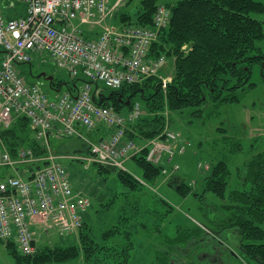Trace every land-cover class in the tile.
Returning a JSON list of instances; mask_svg holds the SVG:
<instances>
[{
    "label": "built area",
    "instance_id": "2783aa9c",
    "mask_svg": "<svg viewBox=\"0 0 264 264\" xmlns=\"http://www.w3.org/2000/svg\"><path fill=\"white\" fill-rule=\"evenodd\" d=\"M20 1L26 6L24 16L8 18L0 6V130L26 117L45 147L50 136L58 140L77 137L87 142L90 154L73 160L88 167L97 164L126 171L127 162L143 150L126 137L127 127L139 119L141 108L136 106L123 116L99 107L91 83L118 90L124 83L158 75L166 59L149 60L148 53L160 31L170 25L171 10L159 6L152 28L115 29L104 25L131 0ZM82 26L103 27V31L95 40H87ZM44 54L71 80L82 76L89 82L76 95L67 91L50 98L40 85L28 84L18 69ZM170 81L163 79L164 89ZM100 126L110 132L97 142L82 133V129L95 132ZM186 145L190 144H183L180 134L167 132L147 144L146 161L154 166L172 165L185 153ZM62 158L50 151L37 157L32 149H20L16 156L0 150V240L15 239L23 255L36 252L34 228L64 237L83 226L82 215L91 202L75 192ZM173 168L178 171L180 165ZM4 169L10 172L3 175Z\"/></svg>",
    "mask_w": 264,
    "mask_h": 264
},
{
    "label": "trees",
    "instance_id": "16d2710c",
    "mask_svg": "<svg viewBox=\"0 0 264 264\" xmlns=\"http://www.w3.org/2000/svg\"><path fill=\"white\" fill-rule=\"evenodd\" d=\"M131 1L117 13H121ZM139 2L140 8L134 23L141 28H152L159 6L158 0ZM167 7L172 12L170 25L160 31L148 53L149 60L157 61L162 57L166 59L159 74L138 82L124 83L118 90L108 89L100 83L91 84L95 93L94 103L99 107L111 108L123 116L134 112L136 106L141 108L139 119L126 130L129 140L136 142L140 148H145L133 158L142 171L138 176L148 184H155L164 173L169 172L170 184L178 179L180 183L175 191L187 198L192 194L197 196L192 184H187L176 176L173 164H164L162 167L147 163L148 148L145 146L155 139L164 138L167 132L180 134L171 128V113L190 112V115L199 117L203 113L201 108L204 105L237 104L240 102L239 93L254 89L255 85L251 82L253 69L257 65L264 66V55L258 48V44L264 40V21L258 19L264 15V3L259 0H179ZM2 9L8 12V18L18 16L14 14L17 12L15 6L2 5ZM124 15L122 19L130 21L129 15H126L127 18ZM84 29L82 26L81 33L87 40H95L102 34V31L95 28L88 33ZM123 52L126 54L128 50ZM169 63L173 67L174 75L168 87L164 89L160 75ZM159 78L162 80L158 83L156 80ZM86 82L89 81L79 76L65 84L55 80L51 87L59 94L70 91L76 95L78 89ZM63 86L66 90L60 92ZM109 132L105 127L99 128L97 132L82 129V133L94 142L107 137ZM180 136L183 144H190L186 145L182 155L184 156L192 144L182 134ZM54 139L50 136L49 141L51 140L50 144L53 143L57 150L60 140ZM66 139L83 145L78 147L80 152H77L76 148L77 153L85 156L90 154V147L84 140L77 137ZM0 143V149H8L13 156H16L20 149H32L37 157L47 155V148L37 140L36 131L26 117L16 118L11 127L0 130ZM56 153L60 155L58 151ZM175 159L173 163L178 164ZM245 170L241 185H235L234 190L228 193L232 187V172L226 161H219L212 165L211 173L204 179L203 191L223 202L231 200L233 204L224 206V210L233 214L229 223L241 234L240 252L244 263L264 264V151L254 156ZM98 171L99 174L115 171L122 184L132 191L143 186L130 172L104 166H99ZM129 222L132 223V219H127L121 225L126 227ZM86 224L84 222L79 230V246H45L41 250L36 238L37 230L46 236L56 231L44 232L36 228L33 243L36 252L31 255H23L15 239L0 242L11 250L17 264L60 263L75 260L81 255L86 264H131L135 248L128 230L123 231L122 227L115 225L104 232L102 244L93 239L91 229L86 228ZM68 236L71 235L60 238L65 239ZM117 238L125 244L126 240H129L128 245L120 247L121 244L113 242ZM171 241L174 244L172 246L179 247V244H182V239ZM173 251L174 248L170 253Z\"/></svg>",
    "mask_w": 264,
    "mask_h": 264
},
{
    "label": "rangeland",
    "instance_id": "374dc122",
    "mask_svg": "<svg viewBox=\"0 0 264 264\" xmlns=\"http://www.w3.org/2000/svg\"><path fill=\"white\" fill-rule=\"evenodd\" d=\"M178 1L158 0V3L159 6H172ZM259 1L264 3V0ZM3 4L5 7L15 6L16 10H24L25 7L20 0H3ZM139 8V0H132L121 13L109 18L104 28L138 27L134 21ZM4 12L8 15V12ZM123 14L125 18L129 15L130 21H124ZM258 19L264 21V15ZM92 27H84V30L87 33L94 31V28L103 31V27ZM258 48L264 55V40L258 44ZM40 58L36 57L31 65H20L18 69L28 84L40 85L47 96L54 98L59 92L41 75L46 73L47 77L64 84L71 79L54 65L48 54ZM173 75V67L169 63L160 77L172 80ZM161 78L156 81L161 82ZM251 82L255 85L254 89L239 93L240 102L237 104H206L201 108L203 113L199 117L190 115V112L171 113L172 130L182 134L192 144L186 155L176 157L175 162L181 166L176 176L192 184L197 196H180L175 191L180 181L177 179L170 184L169 175H163L155 184L144 182L139 177L142 171L134 160L127 162L126 169L143 186L132 191L122 184L115 171L99 174V165L88 167L87 163L73 160L81 155L77 152L83 145L60 139L56 150L50 140L46 152L60 153L59 156L63 157L60 162L69 172L75 191L91 201L92 206L82 217L87 223L86 228L90 227L93 239L103 244L104 232L115 225L122 227L123 231L128 230L135 248L131 264H245L240 252L241 234L229 223L233 214L224 210V206L233 203L230 199L223 202L207 195L203 186L212 165L226 161L232 172V187L228 193L232 192L235 185H241L250 160L264 151V66L254 67ZM65 90L66 87L60 92ZM9 172L4 169L2 174ZM127 219H132V223L123 227L121 223L124 224ZM80 233L77 231L64 239L56 232L46 236L37 230L36 238L41 250L45 246L71 247L79 246ZM176 238L178 241L182 239L179 247L172 246L171 240ZM126 241L128 243L129 240ZM113 242L121 244L120 247L127 244L119 238ZM172 248L174 251L170 253ZM0 264H17L11 250L1 242ZM50 264L86 263L81 255L75 260Z\"/></svg>",
    "mask_w": 264,
    "mask_h": 264
},
{
    "label": "crops",
    "instance_id": "0c3cea01",
    "mask_svg": "<svg viewBox=\"0 0 264 264\" xmlns=\"http://www.w3.org/2000/svg\"><path fill=\"white\" fill-rule=\"evenodd\" d=\"M25 8H26V6L24 7V10H22V8H21V9L17 10V12L14 13V14H17L18 16H24L26 14V9ZM14 11H15V9H14ZM22 11H24V12H22ZM95 132H97V131H95Z\"/></svg>",
    "mask_w": 264,
    "mask_h": 264
},
{
    "label": "water",
    "instance_id": "95a60500",
    "mask_svg": "<svg viewBox=\"0 0 264 264\" xmlns=\"http://www.w3.org/2000/svg\"><path fill=\"white\" fill-rule=\"evenodd\" d=\"M41 77H45L46 80L50 81L51 83L54 81L53 77H47L46 73L42 74Z\"/></svg>",
    "mask_w": 264,
    "mask_h": 264
}]
</instances>
